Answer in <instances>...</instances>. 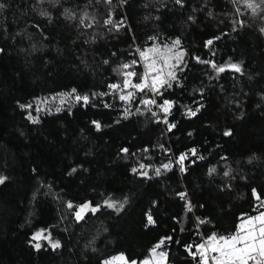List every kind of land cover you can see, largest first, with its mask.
<instances>
[{"label":"trees","instance_id":"1","mask_svg":"<svg viewBox=\"0 0 264 264\" xmlns=\"http://www.w3.org/2000/svg\"><path fill=\"white\" fill-rule=\"evenodd\" d=\"M254 2L255 14L245 0H0V264H103L118 253L139 262L166 237L157 250L167 264H198L189 246L264 210V4ZM154 47L185 54L158 96L173 103L164 127L142 103L147 92L109 87ZM73 89L89 103L37 123L21 107ZM127 91L130 102L119 99ZM85 203L99 210L78 221ZM40 230L60 247L36 249Z\"/></svg>","mask_w":264,"mask_h":264},{"label":"snow or ice","instance_id":"2","mask_svg":"<svg viewBox=\"0 0 264 264\" xmlns=\"http://www.w3.org/2000/svg\"><path fill=\"white\" fill-rule=\"evenodd\" d=\"M123 2V0H122ZM108 3H111V0H108ZM176 3L181 4L182 0H176ZM246 7L251 9L255 14L257 8L260 7V4H255L254 0H245ZM261 4H264V0H261ZM3 7V5H0ZM67 11V10H66ZM46 15V13H44ZM87 14L85 13V18ZM191 19V17H190ZM84 23V20H81V24ZM106 24H112L113 21L111 18L105 21ZM242 23V22H241ZM91 27V24L88 25ZM260 31L264 33V28H261ZM209 45L212 44V41L209 40L207 42ZM180 44L179 40L174 41V46H178ZM183 52H173L172 48H165L161 50L160 48H150L147 52L141 51L140 56L144 61L145 71L142 75H139L135 71H126L131 68L130 64H123L121 69H123L120 74L123 76V83L120 84H112L109 87L113 90H119L121 92H125L127 89H135L140 93H145L147 91H151L154 95H161L162 89L172 87V82L177 80L175 69L179 68V66L183 63L184 58ZM199 60V58H197ZM174 61V63H173ZM201 63H211L209 61H200ZM107 63V61H105ZM136 61H133L132 64H135ZM211 67L217 72V74L225 71V67H219L216 64L212 63ZM229 69L235 72H241V65L232 63L227 66ZM133 77L138 79V82L133 83ZM75 89H73V93ZM103 95V94H102ZM135 96V92L127 91L126 94L120 95L119 99L125 102H130ZM76 101H83L84 104L89 103V96H75ZM142 103L144 105L156 104V99H146L143 100ZM161 110L167 114L170 112V109L173 107V103L168 100H164L162 104L158 105ZM22 108L31 107V105H21ZM57 112L60 111V108L56 109ZM139 111V109H137ZM199 111V108L196 111L189 110V115L195 116L196 112ZM129 114L128 110H125V118ZM28 119L33 123H37L38 121L29 114ZM167 123V120L164 121ZM96 128L99 130L101 125L98 121H93ZM175 125H169V130H171ZM225 136L231 135V131H225ZM122 152L127 153L128 149H122ZM192 154L195 155V149L192 150ZM185 155H181L179 157V162L183 164L185 160ZM144 165H141L143 168ZM165 168H168V165H164ZM183 167H181V171H183ZM75 171V169H73ZM136 169H133L135 172ZM215 172V168L210 169V174ZM144 176H147V173H141ZM157 174H159V169H157ZM225 175H228L226 172ZM6 178L0 177V184L4 183ZM181 198H185L184 193L179 194ZM259 200L260 197L257 196ZM107 207L116 208L117 205L112 201H105ZM68 207L71 209L73 205L69 202ZM122 208L123 205H120ZM90 210L95 213L99 210L97 207H92L90 204L85 203L80 205L78 210L75 212V218L79 220H83L85 218V211ZM188 210L191 211V206L189 205ZM148 223H153L152 216L149 215L147 217ZM204 221H201L203 223ZM33 240L40 241L41 239L51 240L49 236L44 235V231L37 232L33 238ZM171 237H166L162 239L152 250V259H146L142 262V264H167L168 253L165 251H157V249L161 248L166 244V241H170ZM34 247L36 249L41 248V244L37 242ZM53 248L60 247L59 241L52 243ZM189 254L194 258L198 255L199 261L198 264H264V211L259 212L258 215L255 216H247L241 220L238 228L234 234L229 235H219L213 233L208 236L207 239L196 246V251L192 252L191 247L189 246ZM113 261H120L121 264H137V261H128L123 254L118 257H114ZM105 264H113L112 261H105Z\"/></svg>","mask_w":264,"mask_h":264},{"label":"rangeland","instance_id":"3","mask_svg":"<svg viewBox=\"0 0 264 264\" xmlns=\"http://www.w3.org/2000/svg\"><path fill=\"white\" fill-rule=\"evenodd\" d=\"M75 96H77L75 93H73V92H68V93H63V94H59V95H55V96L42 97V98L36 99V100H34V101H32L31 103L28 104V105H31L30 108H29V107H26L27 111L29 112V113H28V116H29V114H31L34 118H36V116H37L38 114H41V113H44V112L56 111L57 108L62 109V108H65V107L72 106V105L76 102ZM105 201H112V202H115L116 205H117V207H116L115 209H119V208H121L120 205H122V202L119 201V200L107 199V200H105ZM105 201L103 202L104 205H106ZM88 204H89V203H88ZM106 206H107V205H106ZM78 208H79V206H78L76 209L78 210ZM77 210H76V211H77ZM87 211H88V210H86L85 212H87ZM263 211H264V210H263ZM260 212H261V211H260ZM258 214H259V212L256 213V214H254V215H252V216H255V215H258ZM240 222H241V221H240ZM240 222L238 223V225L240 224ZM237 228H238V226H237ZM40 231H41V230H40ZM37 232H39V231H37ZM37 232H36V233H37ZM235 232H236V231H235ZM36 233H35V234H36ZM35 234H34V235H35ZM34 235H33V236H34ZM44 235H45V236H49V234L46 233L45 231H44ZM49 238H50V236H49ZM50 240H51V238H50ZM34 241H35V243H37V242L40 243L41 241H46V242L49 243L50 245H52V243H54V241L51 240L52 243H50L49 240H46V239H41L40 241H36V240H34ZM157 251L159 252V250H157ZM121 254H123V253H118V254H115V255H113V256H111V257L105 259V260L103 261V264H105V261H112L113 264H121L120 261H113V258H114V257H118V256H120ZM123 255H124V254H123ZM124 256H125V255H124ZM125 258H126V257H125ZM146 259H152V252H151V254H150L147 258H145V259H143V260L137 262V264H142V262H143L144 260H146Z\"/></svg>","mask_w":264,"mask_h":264},{"label":"built area","instance_id":"4","mask_svg":"<svg viewBox=\"0 0 264 264\" xmlns=\"http://www.w3.org/2000/svg\"><path fill=\"white\" fill-rule=\"evenodd\" d=\"M133 61H136V63L132 64ZM125 64L132 65V67L127 69L126 71H135L138 74V76L142 75L145 71L144 61L142 60L138 50H137V58H133L131 61H128ZM136 82H138V79L136 77H133V83H136ZM146 99H156L157 101L156 104L147 105V107L151 111L152 116L154 117L155 121L164 127L165 126L164 121L166 119L167 114H165L158 105L162 104L163 101L166 99H160L157 95H154L151 91H147ZM192 149L193 148H191V150ZM173 164L176 166L177 170L180 172L181 164L179 162V158H176L175 156H173Z\"/></svg>","mask_w":264,"mask_h":264}]
</instances>
